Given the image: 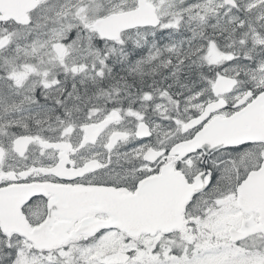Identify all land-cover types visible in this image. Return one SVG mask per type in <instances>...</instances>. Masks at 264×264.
Wrapping results in <instances>:
<instances>
[{"label": "snow or ice", "instance_id": "obj_1", "mask_svg": "<svg viewBox=\"0 0 264 264\" xmlns=\"http://www.w3.org/2000/svg\"><path fill=\"white\" fill-rule=\"evenodd\" d=\"M0 264H264V0H0Z\"/></svg>", "mask_w": 264, "mask_h": 264}]
</instances>
